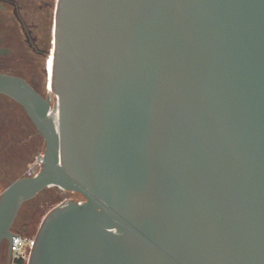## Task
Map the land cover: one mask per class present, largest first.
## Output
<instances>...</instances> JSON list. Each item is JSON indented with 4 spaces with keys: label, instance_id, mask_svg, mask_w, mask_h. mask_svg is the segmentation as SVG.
<instances>
[{
    "label": "water",
    "instance_id": "95a60500",
    "mask_svg": "<svg viewBox=\"0 0 264 264\" xmlns=\"http://www.w3.org/2000/svg\"><path fill=\"white\" fill-rule=\"evenodd\" d=\"M55 105L0 75L44 141L0 195V248L45 189L29 264H264V0H57ZM8 257V258H9Z\"/></svg>",
    "mask_w": 264,
    "mask_h": 264
},
{
    "label": "flooded vegetation",
    "instance_id": "af4514ba",
    "mask_svg": "<svg viewBox=\"0 0 264 264\" xmlns=\"http://www.w3.org/2000/svg\"><path fill=\"white\" fill-rule=\"evenodd\" d=\"M56 5L57 0H0V75L19 79L41 98L49 99L50 111L55 99L51 90V61ZM8 120H13L17 128L30 125L35 129L23 107L1 95L0 129L6 128ZM22 178L26 174L18 179ZM15 224L21 225L26 233L29 217L22 218L19 211ZM4 254L7 261L8 248Z\"/></svg>",
    "mask_w": 264,
    "mask_h": 264
},
{
    "label": "rangeland",
    "instance_id": "374dc122",
    "mask_svg": "<svg viewBox=\"0 0 264 264\" xmlns=\"http://www.w3.org/2000/svg\"><path fill=\"white\" fill-rule=\"evenodd\" d=\"M53 99V98H52ZM53 99L52 107L55 105ZM0 132V137L5 136L6 140H2L0 145V195L13 182L24 175L30 163L35 158L44 153V141L34 129L27 130L25 139L13 140L12 137L20 138L15 130L6 129ZM2 134V135H1ZM11 136V139H9ZM25 137V136H21ZM9 140L10 144H6ZM67 200L81 201L75 195L58 190L56 188H48L43 190L39 196L22 209L21 217H29L30 227L26 233H21V225L15 224L13 231L20 233L22 236L35 237L37 231L47 216V214L60 203ZM24 221H22L23 223ZM8 246L5 242L0 248V260H5V252Z\"/></svg>",
    "mask_w": 264,
    "mask_h": 264
},
{
    "label": "built area",
    "instance_id": "2783aa9c",
    "mask_svg": "<svg viewBox=\"0 0 264 264\" xmlns=\"http://www.w3.org/2000/svg\"><path fill=\"white\" fill-rule=\"evenodd\" d=\"M43 159L44 153H41L29 164L25 173L26 177H33L39 173L43 165ZM78 202L81 203L82 200ZM14 233L15 236L11 238L9 245L10 257L6 261V264H29L35 237L22 236L17 232Z\"/></svg>",
    "mask_w": 264,
    "mask_h": 264
},
{
    "label": "trees",
    "instance_id": "16d2710c",
    "mask_svg": "<svg viewBox=\"0 0 264 264\" xmlns=\"http://www.w3.org/2000/svg\"><path fill=\"white\" fill-rule=\"evenodd\" d=\"M6 129H10L11 130V132H12V130H15V133H17V134H19L20 135V138H15V137H12V139L13 140H17V139H25L26 138V134H27V130L28 129H34L32 126H30V125H28V127L27 128H17L16 127V125H15V123H14V121L13 120H8V122H7V124H6V128L5 129H0V132L2 133L3 131H4V133H5V135H6V132H5V130ZM35 130V129H34ZM2 135V134H1ZM21 136H25V137H21ZM6 140V137L3 135V136H1L0 137V145H1V142H2V140ZM9 139H11V136H10V138ZM6 144H10L9 143V140L7 141V143ZM57 189V188H56ZM59 190V189H58ZM32 201H30V202H28V203H25V204H23L22 205V207H21V209H20V212L22 213V209L26 206V205H28L29 203H31ZM15 232V231H14ZM21 233H23L24 234V232L22 231V228H21ZM0 263L1 264H6V262H5V260H0Z\"/></svg>",
    "mask_w": 264,
    "mask_h": 264
}]
</instances>
